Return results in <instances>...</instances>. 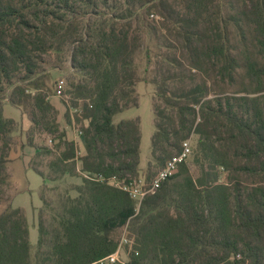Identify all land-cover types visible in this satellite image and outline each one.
<instances>
[{
    "label": "trees",
    "instance_id": "1",
    "mask_svg": "<svg viewBox=\"0 0 264 264\" xmlns=\"http://www.w3.org/2000/svg\"><path fill=\"white\" fill-rule=\"evenodd\" d=\"M54 72L80 144L49 102ZM148 74L160 103L145 182L192 136L194 162L228 178L194 180L184 162L136 213L107 179L139 178L138 118H116ZM5 104L30 123L19 150L34 148L42 180L35 260L4 197L17 145ZM124 226L127 264H264V0H0V264H100Z\"/></svg>",
    "mask_w": 264,
    "mask_h": 264
},
{
    "label": "rangeland",
    "instance_id": "2",
    "mask_svg": "<svg viewBox=\"0 0 264 264\" xmlns=\"http://www.w3.org/2000/svg\"><path fill=\"white\" fill-rule=\"evenodd\" d=\"M143 67L145 64H142L140 77L142 76ZM52 80L58 81L60 79L63 80V74H57V72L52 73ZM146 81H140L136 86V91L138 94V105L135 108H129L119 114L117 116L123 119H134L138 118L139 121V132H140V157H139V178L141 182L148 185L151 181L145 182L147 175L149 174V178L153 177L156 173L155 168L152 167L150 171H148V163L151 161V150H152V136L155 132V118L153 112V100L156 103H160V99L158 98V93L156 91V87L149 83L151 74H148ZM184 89V88H181ZM180 87L171 89L170 91H175L174 93L180 92ZM55 88H53V92L50 97L54 96ZM55 97V96H54ZM53 97V98H54ZM212 97V94H210ZM58 107L59 112L57 119L59 120V124L62 128L66 127V121L64 119V114L66 111L65 102L63 97H56L53 99ZM6 112L4 116H14L13 114H17V111L10 106L6 107ZM8 110H12V112L8 113ZM17 129L13 132L16 140V147H14L13 151L10 154L11 163L8 166V170L11 175V187L5 188L4 197L8 200L10 198V205L12 208H20L23 211L26 224L28 227V238L30 245V258L35 260L36 252H37V240H38V215L37 210L41 206L40 201V186L42 184L41 178L30 168L27 166L28 154L31 151L30 148H26L24 156H22V151L19 150V146L21 143L26 144V132L28 126L30 125L27 118H24V123L20 120L16 119ZM71 130V129H70ZM72 131V130H71ZM70 131V133H71ZM75 133V132H74ZM72 135V133H71ZM77 136L75 135V138ZM37 145H46L51 146L52 143L48 142V137L44 134H39L35 136ZM195 137L189 138L190 143V154L185 161L186 167L189 170L190 175L195 179L208 178L211 182L223 183L226 182L228 178V173L223 172L222 170L215 169L212 171L210 167L206 164L196 163L193 159L192 151L195 146ZM27 146V145H26ZM25 146V147H26ZM29 147V146H27ZM33 158V156H32ZM31 158V159H32ZM155 171V172H154ZM227 174V176H226ZM78 178H73L67 182L61 188L65 189L69 184H78ZM12 198V200H11ZM135 208H137V203L134 202ZM128 229L127 226H124L121 229L116 230L113 233V238L118 241L117 247L120 246V250L118 253V261L116 263H105V264H127L128 263V252L131 247V241L127 238ZM124 239L127 242H124Z\"/></svg>",
    "mask_w": 264,
    "mask_h": 264
},
{
    "label": "built area",
    "instance_id": "3",
    "mask_svg": "<svg viewBox=\"0 0 264 264\" xmlns=\"http://www.w3.org/2000/svg\"><path fill=\"white\" fill-rule=\"evenodd\" d=\"M64 86V80H58L55 84L54 96L63 97ZM75 132L77 136L81 135L80 131L75 130ZM48 142L51 143L50 140ZM189 154L190 143L189 140H187L182 144L181 151L165 163L164 167L157 173V175L152 179V181L148 185L138 179L132 180L130 182H125L124 180H118L117 178L112 177L110 179H107V181L110 185L124 192L129 196L130 199L137 203V208H135V212L137 213L145 197L154 194L164 182L170 179L176 173L178 167L186 161ZM91 179L94 181L104 180L101 175H93L91 176ZM124 242H127V240L124 239ZM119 250L120 246L117 247L114 254L102 259L101 261H99V263L105 264L119 262L117 258Z\"/></svg>",
    "mask_w": 264,
    "mask_h": 264
},
{
    "label": "crops",
    "instance_id": "4",
    "mask_svg": "<svg viewBox=\"0 0 264 264\" xmlns=\"http://www.w3.org/2000/svg\"><path fill=\"white\" fill-rule=\"evenodd\" d=\"M54 97V96H53ZM53 97H49V102L55 107V109L57 110V112H59V107H58V105H57V103L53 100L54 98H56V96L53 98ZM7 106H10L9 104H5L4 106H3V115H4V113L6 112V107ZM11 108H13V109H15L16 111H17V113H18V115L16 114H13L14 116H10V115H12V114H9V116H4L5 118H10V119H13L14 121L16 120V119H18V120H20L22 123H24V118H26L25 117V115H23L22 114V112L19 110V109H17V108H14V107H12V106H10ZM65 108V107H64ZM10 112H12V110H8V113H10ZM121 119H123V118H119L118 117V119L116 118V120H121ZM58 120V119H57ZM58 122H59V120H58ZM25 124V123H24ZM30 126V125H29ZM28 126V127H29ZM72 131H71V130ZM70 131H71V133H72V135H71V133H70ZM66 132H67V138L69 139V140H73L74 142H78V144H80L79 142H80V138H79V136H77L75 133V130L74 129H72V128H66ZM75 132V133H74ZM75 135L77 136L76 138H75ZM26 148H30V147H24V149H23V151H22V156H24V153H25V150H26ZM31 149V151L29 152V154H28V160H27V166H28V168H29V162H30V160H31V158H32V156L34 155V153H35V150H34V148H30Z\"/></svg>",
    "mask_w": 264,
    "mask_h": 264
}]
</instances>
